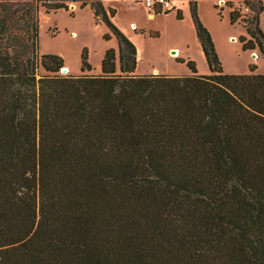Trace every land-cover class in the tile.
<instances>
[{"label":"trees","instance_id":"16d2710c","mask_svg":"<svg viewBox=\"0 0 264 264\" xmlns=\"http://www.w3.org/2000/svg\"><path fill=\"white\" fill-rule=\"evenodd\" d=\"M224 1L264 55V4ZM34 2H0V264H264V74L223 72L195 0L207 75H136L102 0ZM71 4L117 39L100 74L39 54L38 5Z\"/></svg>","mask_w":264,"mask_h":264},{"label":"rangeland","instance_id":"374dc122","mask_svg":"<svg viewBox=\"0 0 264 264\" xmlns=\"http://www.w3.org/2000/svg\"><path fill=\"white\" fill-rule=\"evenodd\" d=\"M34 0H0V2ZM174 9L167 14L149 13L145 0H102L105 10L115 11L112 23L135 46L136 75L184 76L190 74L187 62L194 63L198 74H209L208 65L197 35L189 7V0H171ZM197 17L209 33L215 53L226 74H248L254 66L255 74H264V55L258 48L245 51L239 38L247 37L243 21L231 24V8L224 0H195ZM254 7L264 0H248ZM232 8L239 9L244 18H251L255 12L248 11L242 0H231ZM180 12V18L177 12ZM152 15V17L150 16ZM241 19V18H240ZM39 54L56 55L63 59L68 73L80 75L81 56L91 66V73L100 74V63L108 49L117 50V39L107 26L94 19L89 5L80 7L71 4L67 11L46 13L38 5ZM258 27L264 35V10L259 15ZM178 50V51H177ZM177 51L176 56L174 53ZM255 54V55H253ZM117 67L118 62L116 61ZM41 74H44L40 70Z\"/></svg>","mask_w":264,"mask_h":264},{"label":"built area","instance_id":"2783aa9c","mask_svg":"<svg viewBox=\"0 0 264 264\" xmlns=\"http://www.w3.org/2000/svg\"><path fill=\"white\" fill-rule=\"evenodd\" d=\"M145 5L149 9V13L165 12L169 9H173L170 0H145Z\"/></svg>","mask_w":264,"mask_h":264},{"label":"water","instance_id":"95a60500","mask_svg":"<svg viewBox=\"0 0 264 264\" xmlns=\"http://www.w3.org/2000/svg\"><path fill=\"white\" fill-rule=\"evenodd\" d=\"M172 53H175V52H172ZM253 55H255V54H253ZM61 72H62V74H64V73L66 72V69L63 68V69L61 70Z\"/></svg>","mask_w":264,"mask_h":264},{"label":"bare ground","instance_id":"6f19581e","mask_svg":"<svg viewBox=\"0 0 264 264\" xmlns=\"http://www.w3.org/2000/svg\"><path fill=\"white\" fill-rule=\"evenodd\" d=\"M178 51V50H177ZM177 51H175V53H174V55L176 56V54H177ZM65 69H66V72L65 73H68L69 71H68V69L65 67Z\"/></svg>","mask_w":264,"mask_h":264},{"label":"crops","instance_id":"0c3cea01","mask_svg":"<svg viewBox=\"0 0 264 264\" xmlns=\"http://www.w3.org/2000/svg\"><path fill=\"white\" fill-rule=\"evenodd\" d=\"M171 1V0H170ZM219 1H221V0H219ZM222 2V1H221ZM171 4H172V1H171ZM150 16L152 17V15L150 14Z\"/></svg>","mask_w":264,"mask_h":264}]
</instances>
